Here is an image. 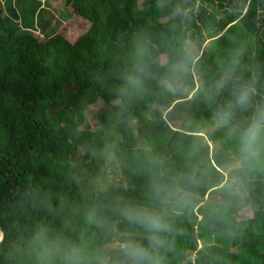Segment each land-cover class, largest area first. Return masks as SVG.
I'll use <instances>...</instances> for the list:
<instances>
[{"label": "trees", "instance_id": "1", "mask_svg": "<svg viewBox=\"0 0 264 264\" xmlns=\"http://www.w3.org/2000/svg\"><path fill=\"white\" fill-rule=\"evenodd\" d=\"M163 2L64 0L55 21L48 0H0V264H33L18 253L41 224L64 264L72 247L81 264H132L131 243L158 264H264V144L255 158L239 144L264 107V0ZM67 23L84 33L70 41L59 33ZM181 60L183 87L170 89ZM249 83L256 93L242 109L233 92ZM97 105L106 110L92 126ZM229 105L224 125L215 114ZM161 172L185 201L153 199ZM121 203L163 211L164 245L151 247Z\"/></svg>", "mask_w": 264, "mask_h": 264}, {"label": "clouds", "instance_id": "2", "mask_svg": "<svg viewBox=\"0 0 264 264\" xmlns=\"http://www.w3.org/2000/svg\"><path fill=\"white\" fill-rule=\"evenodd\" d=\"M159 7L164 8L166 5L160 0ZM175 16L186 15L184 10L179 6L173 9ZM242 52L237 50L230 54L231 64L224 71V74L216 82V89L222 90L233 78L235 66L239 63ZM188 65L181 60L175 64L171 71L174 73V79L165 81V86L170 89L181 90L183 87V75L188 71ZM256 89L253 83L237 87L234 92L235 106L246 109L250 104ZM233 105L216 112V118L221 124H230L233 116ZM237 132L235 128H229V135ZM240 151L245 158H255L259 155L260 147L264 144V107L257 108L253 113L247 126L239 131ZM151 194L153 199L160 205L166 206L173 202L181 203L189 195L183 188L164 182V173L161 172L159 177L151 183ZM103 190V188H102ZM116 211L130 222H136L145 227L150 233L148 236L151 247H161L165 241L162 234L169 230V223L163 211H157L147 207L121 203L118 204ZM125 253L132 259V264H158L149 248L142 245L131 243L125 246ZM58 248V242L50 235V230L46 225H37L32 233L28 247L19 251L18 256L23 259L27 256L33 264H64L58 258L61 256ZM64 260L67 264H81V251L79 248L72 247L66 253H63Z\"/></svg>", "mask_w": 264, "mask_h": 264}, {"label": "rangeland", "instance_id": "3", "mask_svg": "<svg viewBox=\"0 0 264 264\" xmlns=\"http://www.w3.org/2000/svg\"><path fill=\"white\" fill-rule=\"evenodd\" d=\"M63 1L64 0H48V4L47 5H43V8L46 9L49 12L48 19L51 17L53 18L55 21L57 19H61L60 16V12H64L63 11ZM42 8V7H40ZM17 11L19 10L16 7ZM66 20V19H64ZM48 22V21H47ZM45 22V24L47 23ZM37 22L34 21L32 23V27H31V31L34 33V35H36L38 38H42L44 31L39 27V25L36 24ZM44 24V26H45ZM86 26V25H85ZM59 33L66 37L67 39H69L70 41H75L79 36H81L84 33V28L82 30L81 25L77 26L73 23H67L66 25H62ZM104 110H106V108L104 106H95L93 108H90V110H88L86 112V117H87V123H89L90 125H94L96 116H93L94 113L97 115H100V113H102ZM93 116V117H92ZM93 118V119H91ZM243 216V215H242Z\"/></svg>", "mask_w": 264, "mask_h": 264}, {"label": "water", "instance_id": "4", "mask_svg": "<svg viewBox=\"0 0 264 264\" xmlns=\"http://www.w3.org/2000/svg\"><path fill=\"white\" fill-rule=\"evenodd\" d=\"M3 237H4V234H3L2 230L0 229V243H1L2 240H3Z\"/></svg>", "mask_w": 264, "mask_h": 264}]
</instances>
